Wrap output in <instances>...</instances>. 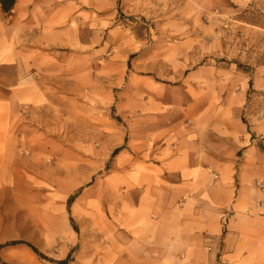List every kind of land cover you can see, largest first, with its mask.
Instances as JSON below:
<instances>
[{"label":"rangeland","instance_id":"obj_1","mask_svg":"<svg viewBox=\"0 0 264 264\" xmlns=\"http://www.w3.org/2000/svg\"><path fill=\"white\" fill-rule=\"evenodd\" d=\"M117 6L122 24L113 35L101 30L97 45L96 98L81 92L79 120L67 110L64 124L49 115L47 151H18L0 170V245L22 241L45 257L6 246L0 264H56L69 253V264L99 260L121 229L122 180L136 178L156 138L201 128L224 138L219 151L236 161L242 151L264 153V0ZM122 145L131 151L129 171L120 155L111 157Z\"/></svg>","mask_w":264,"mask_h":264},{"label":"crops","instance_id":"obj_2","mask_svg":"<svg viewBox=\"0 0 264 264\" xmlns=\"http://www.w3.org/2000/svg\"><path fill=\"white\" fill-rule=\"evenodd\" d=\"M117 1L15 0L8 14L0 6V170L18 151H47L49 115L79 120L81 92L90 102L96 91L101 30L122 24ZM200 130L156 138L136 178L122 180L121 229L93 264H264V153L236 161L219 151L224 138ZM120 147L114 157L129 171L131 151Z\"/></svg>","mask_w":264,"mask_h":264},{"label":"trees","instance_id":"obj_3","mask_svg":"<svg viewBox=\"0 0 264 264\" xmlns=\"http://www.w3.org/2000/svg\"><path fill=\"white\" fill-rule=\"evenodd\" d=\"M14 3H15V0H0V6H1V10L2 12L4 13H10L11 9L13 8L14 6ZM123 149V147H119V148H116L112 154H111V157H114L119 151H121ZM72 200L70 199L68 201V206L69 204H71ZM70 223H71V226L73 228L74 231H77L72 219L70 218ZM16 245H26L27 247H29L35 254H37L40 258H45L43 257L41 254H39L32 246H30L29 244L25 243V242H22V241H11V242H8V243H5L3 245H0V248H3V247H6V246H16ZM72 261V258H71V253H69L67 255V257L62 260V261H54L56 264H69L70 262Z\"/></svg>","mask_w":264,"mask_h":264},{"label":"built area","instance_id":"obj_4","mask_svg":"<svg viewBox=\"0 0 264 264\" xmlns=\"http://www.w3.org/2000/svg\"><path fill=\"white\" fill-rule=\"evenodd\" d=\"M224 216V215H223ZM223 221H225V218H223Z\"/></svg>","mask_w":264,"mask_h":264}]
</instances>
